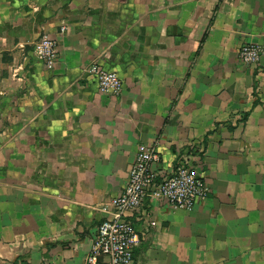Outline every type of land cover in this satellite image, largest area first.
I'll return each mask as SVG.
<instances>
[{
    "label": "crops",
    "instance_id": "crops-1",
    "mask_svg": "<svg viewBox=\"0 0 264 264\" xmlns=\"http://www.w3.org/2000/svg\"><path fill=\"white\" fill-rule=\"evenodd\" d=\"M263 41L264 0H0V264H83L141 143L210 194L147 198L133 264H264V54L239 58Z\"/></svg>",
    "mask_w": 264,
    "mask_h": 264
},
{
    "label": "built area",
    "instance_id": "built-area-1",
    "mask_svg": "<svg viewBox=\"0 0 264 264\" xmlns=\"http://www.w3.org/2000/svg\"><path fill=\"white\" fill-rule=\"evenodd\" d=\"M64 31L65 27H62L61 32ZM34 54L47 67H53L59 58L57 37L47 33L40 36L34 43ZM263 54L264 41L243 44L239 49L241 61L250 65L258 64ZM90 72L101 92L114 95L122 92L124 82L116 71L94 65ZM158 160L159 155L153 146L139 145L125 187L112 198L111 214L98 225L83 264H133L141 236L131 217L140 212L143 220H150L143 208L147 198L191 210L210 194L209 185L192 166L180 163L170 172H158L152 166Z\"/></svg>",
    "mask_w": 264,
    "mask_h": 264
}]
</instances>
